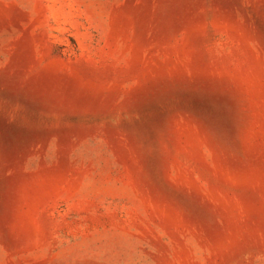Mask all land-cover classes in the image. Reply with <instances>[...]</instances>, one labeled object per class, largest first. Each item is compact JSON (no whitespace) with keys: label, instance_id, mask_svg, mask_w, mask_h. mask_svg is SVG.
Instances as JSON below:
<instances>
[{"label":"rangeland","instance_id":"rangeland-1","mask_svg":"<svg viewBox=\"0 0 264 264\" xmlns=\"http://www.w3.org/2000/svg\"><path fill=\"white\" fill-rule=\"evenodd\" d=\"M0 264H264V0H0Z\"/></svg>","mask_w":264,"mask_h":264}]
</instances>
